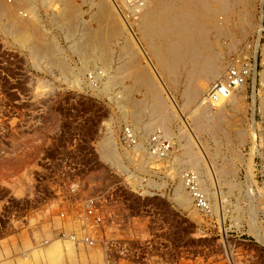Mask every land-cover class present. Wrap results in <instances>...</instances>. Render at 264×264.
<instances>
[{
  "label": "rangeland",
  "instance_id": "rangeland-1",
  "mask_svg": "<svg viewBox=\"0 0 264 264\" xmlns=\"http://www.w3.org/2000/svg\"><path fill=\"white\" fill-rule=\"evenodd\" d=\"M49 1L51 9L37 0L36 10L47 35L54 38L58 53L70 67L67 74L42 64L44 59L40 61L42 67L33 64L30 52L0 28V264H264V159L260 150L264 112L259 100L264 97L260 74L264 70V36L260 25L259 31L257 28L244 43L236 42L232 50L228 47L231 33L219 37L230 50L225 56L228 67L245 59L251 64L243 81L247 107L237 115L248 135L243 144H234L238 153L234 157L225 148L216 152L219 138L215 140L213 133L196 130L188 117L191 113L184 107L183 83L173 86L158 79L162 100L177 114L171 125L165 124L168 128L154 121L149 111L141 116L143 119L139 117L138 128L134 126L133 116L126 112L132 107L124 110L120 99V89L130 82L118 79L108 87L103 82L118 70L122 59L119 45L124 44V36L111 46L113 61L104 68L107 71L97 59L86 63L71 45L81 36L80 31L70 37L62 25L53 22L60 4ZM96 1L74 0L81 8V26H96L90 20ZM114 1L120 7L114 9L118 18L134 21L136 12L126 7L129 3L110 0L113 7ZM262 7L264 0H257L253 7L259 24ZM133 27L137 31L134 23ZM137 46L135 43L138 62L148 65V58ZM107 73L112 75L105 77ZM71 74L83 81L70 82ZM94 77L98 78L96 89L87 83ZM137 92L130 98L141 99L142 92ZM201 98L202 104L209 103L208 97ZM210 105L217 106H205ZM154 131L169 140L165 151L150 147L149 135ZM106 141L113 142L111 153L104 148ZM183 143L198 150L203 168L186 164L179 146ZM160 153L163 157L154 159ZM225 160L235 167V175L229 174L226 182L217 172ZM205 167L209 171L207 182L203 181ZM186 169L198 172L210 203L207 211L193 204L183 186ZM228 181L235 186L230 188ZM178 185L189 196L187 204L177 198ZM89 207L93 213H88ZM86 235L98 246L87 244ZM89 254L101 262H85L93 259Z\"/></svg>",
  "mask_w": 264,
  "mask_h": 264
},
{
  "label": "bare ground",
  "instance_id": "bare-ground-1",
  "mask_svg": "<svg viewBox=\"0 0 264 264\" xmlns=\"http://www.w3.org/2000/svg\"><path fill=\"white\" fill-rule=\"evenodd\" d=\"M56 1L60 4V8L59 11H57L58 13H55L53 10L55 14L53 13L54 15H51L52 20L58 25H62L61 28L65 29L66 34L70 35V37L71 34L76 32V30L77 33L80 31L79 33L81 36L79 35L78 39H75L71 45L74 50L81 54L82 60L86 63L97 59L102 63L101 66L103 70L104 68H108L110 62L113 61L111 59L113 56H111L110 53V50L113 49L111 46L113 44L117 45V43L122 40H120V38L124 36L123 39L125 41L121 43L124 44L119 45L120 47L122 46V48L119 47L122 49V59L120 58L121 56L119 57L118 55V58L121 59L117 68L118 70L113 74L114 76L111 77H108V75L112 74L107 73V76L105 77H108L109 79H104L105 81L103 82H107V87L117 82L118 79L130 82V84H127V86L122 88V90L120 89L122 93V95H120L122 98L120 99L122 102L121 100L118 101V97V99L116 98L117 101L115 99L114 100L116 102L123 103L125 106L124 110H126L128 106L132 107L130 111L126 112H129L133 116L134 121L137 123L136 124L134 122L135 125L132 123L134 126L138 125V120L140 119L139 117L145 115L147 111L150 112L153 118L155 117L154 121L159 122L161 125H167L170 121H173V119L177 117V114L173 108L172 111H169V106L163 101L164 97L162 96L161 98L160 91L162 89H160L158 79H160V81L166 80L168 85L173 86H178L179 83H183L184 86L182 88L181 95L183 97L184 107L191 113V116L189 114L188 117L192 119L191 121H193L192 123L197 128L196 130L202 131V133H213V136L216 138L215 140L219 138L217 140L218 147L216 152L222 151L221 149L225 148L232 156L236 157L238 155L234 148V144H243L241 142H243L248 135L247 130L241 128V119L239 120L237 116L240 113H244L247 107L244 100V82L241 86L232 90L227 97H221L216 102H213L217 106H205L211 102L207 103L203 100L207 104H202L200 99H202L201 97L203 96L205 97L203 99L208 97L207 94L210 88L209 84L211 82L213 83V81L217 79H221L228 68L225 62L227 45L221 44L219 37L223 34L231 33L230 39H232V42L230 41L228 44L229 49H231L232 47H235L236 42L244 43L243 41L247 40V38H249V36L253 34L257 28L259 31V25L261 23L259 24V21L255 19L253 13V7L257 0H120L122 3H129L128 6H126L127 4L124 5L130 8L131 11L133 10L136 12L137 17L134 21L130 22H125L118 18V13L115 12L114 9L115 7L120 8L119 3L116 5L114 1L113 7L110 0H98L95 3L96 6L94 5V9H91L92 11L90 13V20L96 24L94 28L90 27L88 24L83 25L82 23L83 26H81V23H78L80 22L79 16H81V8L79 9L77 7L78 5L76 6L74 0H52L53 3ZM35 3H37V0H0V28L4 31V33L12 36L14 38L13 41H16L15 43L21 45L22 48L25 47L30 52L32 60L34 59L33 64L40 67V61L41 59H44L45 63L42 64L49 66L53 65L60 68L62 73L65 74L68 71L67 69L69 66L67 67L66 62L64 63L60 52L58 53L57 43L54 38L47 35V32L45 31L46 28L43 27L44 24H42V21L38 16V12L36 10L37 5ZM39 3L47 8L48 6L49 8L53 6L49 0H39ZM133 23L136 25L137 31H135ZM125 37H128V39H125ZM135 43H137V47L140 52L144 53V55L148 58V65L144 66L138 62V59L140 58L139 54L135 50ZM260 74L262 80L264 81V70ZM69 76H73L69 81H73L74 83L78 82L80 84V81L83 79L79 80L80 76L77 74H71ZM96 79L98 78L94 77L92 80L88 79L89 81L87 83L90 87L95 88L97 84ZM119 84H121V82ZM99 90L100 89H98V91ZM135 91L142 92L141 99L139 98V100H137L134 99V97L130 98L132 97V93H135ZM259 100H261V112H264V97ZM119 103H116L117 106H119ZM125 114L128 113H124V115ZM229 115L231 119H229ZM141 118L143 119V117ZM151 121H149L148 124L151 123ZM144 126L145 122L143 124V127ZM167 126L166 128H168ZM181 137H179V139ZM111 144L107 141L104 143V148H107L106 151L108 153H111L112 149H114L111 148ZM184 144L185 143L179 146H182L185 153L184 156L186 164L189 166L191 165L192 167L198 168L199 166V168H203L200 164L201 162H199L201 158L199 159L200 156H197V154H199L198 150L192 148V144V147L188 143ZM101 145L103 146L102 143ZM166 152L169 153V150ZM112 157L115 158V156ZM157 157L163 156H161V153L157 155L155 154L154 159ZM117 159L118 158H116V160ZM183 159L181 160L183 161ZM157 160L159 159L157 158ZM224 162H226V160ZM234 168L235 167H233L231 163H224L223 167L217 170L220 175L219 177H222L223 180L227 179L229 174L233 172ZM232 174H234V172ZM204 176V180L202 179L203 181H205V178L209 177V171L207 169L205 170ZM218 179L220 180V178ZM206 180H209V178ZM226 181L227 180H224V182ZM209 183L210 182H208V184ZM228 184L230 188L235 186L233 182ZM183 186L180 188L178 185L176 194L178 200L184 205L187 204L189 196L187 195V192L183 190ZM206 188L207 187H205V190L207 191L208 188ZM209 189H211L210 186ZM208 194L210 193L208 192ZM57 218L58 220L60 219L59 217ZM253 230L256 233L258 231H256V229ZM87 244L89 243L87 242ZM64 246L62 247L64 248ZM89 249L91 251V247ZM86 250L88 251L87 248ZM91 254H89V257L92 256ZM72 257H74V255Z\"/></svg>",
  "mask_w": 264,
  "mask_h": 264
},
{
  "label": "built area",
  "instance_id": "built-area-1",
  "mask_svg": "<svg viewBox=\"0 0 264 264\" xmlns=\"http://www.w3.org/2000/svg\"><path fill=\"white\" fill-rule=\"evenodd\" d=\"M260 33L261 36H264V8L262 7V17L260 22ZM251 66L250 62L245 59L243 62H235L227 68L225 74L221 79L215 80L211 87L208 90V100L213 103L216 102L221 97H227L230 92L238 87L240 83L245 80L246 75L248 74V66ZM251 70V69H250ZM249 70V71H250ZM127 129V128H126ZM125 129V131H126ZM126 134L130 136V131H126ZM149 144L150 147L155 146L157 150L165 151L169 147V140L162 136L159 131H154L149 135ZM261 153L263 154L264 159V131L262 133V142L260 145ZM262 156V155H261ZM183 182L186 188L189 190L193 204L202 211H207L209 206V200L206 196V193L200 186L199 174L196 170L186 169L183 172ZM90 204L93 202V199H90ZM92 207L88 208V213L92 212ZM97 219H100L99 216H96ZM85 241L92 243L93 239L86 235Z\"/></svg>",
  "mask_w": 264,
  "mask_h": 264
},
{
  "label": "crops",
  "instance_id": "crops-1",
  "mask_svg": "<svg viewBox=\"0 0 264 264\" xmlns=\"http://www.w3.org/2000/svg\"><path fill=\"white\" fill-rule=\"evenodd\" d=\"M56 216H57V215H56ZM79 248H80V253H81V248H82V247L79 246ZM81 256H82V255H81ZM99 256L101 257L102 254H100ZM75 259H76V257H75ZM86 261H89V262L91 261L92 263H94V262H101V260H93V259L85 260V262H86Z\"/></svg>",
  "mask_w": 264,
  "mask_h": 264
}]
</instances>
